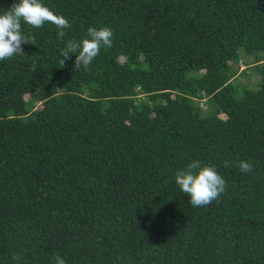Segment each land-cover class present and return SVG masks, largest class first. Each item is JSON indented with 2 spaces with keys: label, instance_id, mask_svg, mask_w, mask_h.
<instances>
[{
  "label": "trees",
  "instance_id": "1",
  "mask_svg": "<svg viewBox=\"0 0 264 264\" xmlns=\"http://www.w3.org/2000/svg\"><path fill=\"white\" fill-rule=\"evenodd\" d=\"M41 3L70 27L22 21L35 45L0 60V264H264V0ZM89 27L112 46L63 66ZM194 160L226 181L203 207L175 181Z\"/></svg>",
  "mask_w": 264,
  "mask_h": 264
},
{
  "label": "clouds",
  "instance_id": "2",
  "mask_svg": "<svg viewBox=\"0 0 264 264\" xmlns=\"http://www.w3.org/2000/svg\"><path fill=\"white\" fill-rule=\"evenodd\" d=\"M22 21L35 28L42 27L45 22L53 23L59 29L58 38H63L66 34L64 29L70 27L64 16L54 14L41 3V0H19L18 3L10 5L8 9L0 11V60L17 53L24 54L22 45L34 44L30 36L22 33ZM88 36L90 39L85 38L79 43L76 40L66 42L65 48L61 51L63 66L72 54H75L74 70L87 69L98 56L102 46H112L113 31L108 27H102L99 30L89 27ZM224 166L228 167L229 162L225 161ZM238 167L244 173L252 171L250 162L240 161ZM175 181L181 191L190 197L189 203L193 207H203L213 200H218L225 191L226 185L225 179L217 172L214 165L202 166L198 160L192 161L187 168L177 171ZM55 259L56 264H66L59 255ZM19 260L18 255L13 256L14 262Z\"/></svg>",
  "mask_w": 264,
  "mask_h": 264
},
{
  "label": "rangeland",
  "instance_id": "3",
  "mask_svg": "<svg viewBox=\"0 0 264 264\" xmlns=\"http://www.w3.org/2000/svg\"><path fill=\"white\" fill-rule=\"evenodd\" d=\"M233 66L237 67L238 70L233 80L235 83L248 88L256 87L260 77L257 71L255 70V63L252 56H245V54L242 55L238 63ZM27 97L28 95L25 96V99H27ZM197 101L199 102V105L201 106L204 114L208 113V111L211 110L208 103H206L204 99H197ZM38 107H41L40 103L36 102L30 104L31 109ZM226 115L227 114H222L219 117L224 118L226 117Z\"/></svg>",
  "mask_w": 264,
  "mask_h": 264
}]
</instances>
